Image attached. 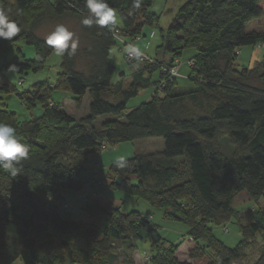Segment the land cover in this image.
<instances>
[{"label": "trees", "instance_id": "16d2710c", "mask_svg": "<svg viewBox=\"0 0 264 264\" xmlns=\"http://www.w3.org/2000/svg\"><path fill=\"white\" fill-rule=\"evenodd\" d=\"M153 1L139 0L136 7L137 0H107L119 14L122 26L117 28L82 25L85 0H0V7L21 28L11 41L0 39V57L18 42L35 52L34 58L26 59L18 49L11 59L0 62V94L16 96L29 111L38 105L42 108L39 116L20 120L6 105L0 107V123L13 126L29 146L28 158L16 164L17 177L0 164V264L18 260L22 264H133L141 227L148 230L154 252L149 264H189L178 261V246L149 225L151 216L103 208L88 196L84 214L93 221L87 224L63 197L66 191H81L93 178L98 181V161L86 170L93 178L81 175L86 161L120 143L154 138H162V150L109 166V189L141 198L162 208L165 217L187 225L193 244L188 256L194 263L244 264V248L258 232L264 237V207L256 212L258 203L264 202V61L253 69L234 68L243 47L264 44V31L245 30L248 23L264 18L260 6L264 0H188L165 33L161 31L166 59L144 54L142 67L124 88V73L112 81L115 68L110 50L117 43L132 45L145 26L157 25L160 15L150 11ZM50 20L72 21L84 43L74 53L65 50L60 56L53 83L46 79L21 91L3 70L14 68L22 76L44 70L55 51L36 30ZM186 49L195 50V55L181 62L179 75L164 74ZM183 65L188 75H182ZM154 72L157 79L152 81ZM178 78L193 81V88L177 90ZM149 87H153L150 97L123 115L130 99ZM54 91L71 95L77 110L89 97L88 114L78 118L65 112L52 100ZM102 116L111 118L95 127L94 121ZM222 142L232 149L230 157L224 154ZM240 193L254 203L246 212V222L232 211ZM103 215L107 226L101 230L96 221ZM232 217L242 236L236 248L219 243L208 227L223 225L227 232L225 225ZM261 242L255 264H264Z\"/></svg>", "mask_w": 264, "mask_h": 264}, {"label": "rangeland", "instance_id": "374dc122", "mask_svg": "<svg viewBox=\"0 0 264 264\" xmlns=\"http://www.w3.org/2000/svg\"><path fill=\"white\" fill-rule=\"evenodd\" d=\"M188 0H154L153 5L151 7L152 12L160 15V19L155 26H145L142 30V35L140 38L135 39L131 42L132 45H135L141 49V51L151 59H166V54L164 53L161 46V31L165 33L169 25L171 24L173 18L176 16L180 8L187 2ZM260 6L264 12V2L260 3ZM118 23L114 25V27L121 28V20L119 14L117 12ZM57 24L65 25L70 31L75 34V38L78 40V47L84 43L83 36L77 27L70 20H50L42 24L37 30L36 34L39 37L45 38ZM246 31H264V18L250 22L245 27ZM152 34V36H150ZM26 45L24 42H18L15 46H9L5 52L0 57V62L3 63L5 60L11 59L16 55L17 50H25ZM120 49L122 51H120ZM128 45H122L117 43L110 50V60L112 65L115 68L114 75L112 81L115 83L120 79L121 73H124L125 78L123 79L124 88H129L131 83L132 73L137 69L142 67V63L144 62L143 56L140 58L130 59V62H137L133 64H129L125 57V53L127 52ZM195 55V50L186 49L182 52L181 58L175 59V61L180 60L181 62H186L191 57ZM264 61V50L259 49L256 45L243 47L239 54L237 55L234 68L236 70H241L242 68L253 69L257 65L263 63ZM60 62V56H57L56 53H52V55L46 60L44 70L38 73L29 72L26 75H20L14 68L9 70H3V73L6 79L13 85H17L18 89L23 91L27 90L31 87L32 84L48 79V74L50 70L58 67ZM186 72L188 75L189 70L186 65L181 67V73ZM157 72L152 74V81L157 79ZM148 74L146 73V76ZM22 78L23 82L19 84V79ZM193 88V81L183 78L177 79V90L179 91H187L188 89ZM153 87H149L143 90H140L139 94L130 99L128 102L125 111L122 113L126 115L131 110L140 106L144 101L147 100L148 96L152 92ZM159 91V90H158ZM161 93V90H160ZM51 98L54 102L60 103L64 108L65 112L75 115L79 117L82 114L86 115L89 112V97L87 101L84 103L83 109L77 110L71 100V95L62 93L59 91H54L51 95ZM2 104L6 105V109L9 111H13L16 113L20 120L30 119L32 117L39 116L42 112L41 106H36L32 110H27L23 106L19 99L14 95L8 94H0V107ZM111 118V116H102L98 117L94 121V126L99 128L101 122L106 119ZM156 139V138H154ZM150 139L140 140L136 142H125L120 143L116 146H112L107 148L102 155L99 157H95L86 161L83 165L84 170L81 171V175L84 177L93 178L94 174L86 171L91 168L95 161H98L101 166V174L98 175V181L96 178H93L91 183L84 186L81 191L69 190L64 192V199L67 202H70L72 205L71 211L77 215V218H81L84 215V209L87 204L88 196L89 198L97 202L99 206L106 208L108 206H112L117 208L122 213H129L131 211L138 212L143 217H149L148 222L149 225L156 228L158 234L162 239L167 241L170 244L177 245L176 257L180 262H187L189 264H198L194 263L188 256V252L193 248L191 245V241L188 239V226L182 222L171 220L170 218L165 217L164 210L159 207H154L148 204L145 200L141 198H137L135 196H128L119 191H113L109 189V179H107V174L109 172V166L117 161H122L133 157L136 154H147L151 152L160 151L158 145L155 144L153 146L149 145ZM162 140V138H159ZM223 151L227 157H230L232 153V149L227 145L226 142H222ZM154 149V150H153ZM177 160H183L182 157L177 158ZM178 162V161H177ZM180 162V161H179ZM132 183H136V177L131 176ZM100 184H97V182ZM257 205L258 212L260 208L264 207V202L260 201ZM254 205L253 201L250 200L245 193L238 194L233 203H232V211L238 215H240V221L246 222V212L250 207ZM99 228L103 230L107 226L106 216H100L96 221ZM223 226V225H222ZM222 226H217L215 224H209L208 227L212 231V235L219 243L227 246L229 248H236L242 242V236L240 234L239 226L236 221V218L232 217L230 223L225 225L227 228V232L223 231ZM261 233H257L254 235V241H251L247 247L244 248V253L247 255L246 261L244 264H255L259 257V251L263 247L261 241H264V237H261ZM262 238V240H261ZM199 245L205 246L203 243L198 242ZM151 239L146 228H140L138 230V237L136 240V252L132 256L133 264H149L150 258L154 255V252L151 248ZM207 255L209 254V250L206 249ZM122 258V257H121ZM15 264H22L20 260L16 261Z\"/></svg>", "mask_w": 264, "mask_h": 264}, {"label": "clouds", "instance_id": "9594fccd", "mask_svg": "<svg viewBox=\"0 0 264 264\" xmlns=\"http://www.w3.org/2000/svg\"><path fill=\"white\" fill-rule=\"evenodd\" d=\"M139 7V0L135 5ZM87 15L81 20L86 27L93 25L101 27H112L118 23L117 10L107 3V0H85ZM21 32L17 22L10 18L7 9L0 7V39L11 41ZM46 46L55 51L57 56H62L65 50L75 52L78 47V40L75 34L65 25L57 24L54 29L44 38ZM127 53L130 57H142L144 53L135 45L128 46ZM15 67V66H10ZM174 74H175V70ZM29 146L22 142L17 135L16 129L6 123H0V164L11 176L17 177L20 169L16 167L21 160L27 159Z\"/></svg>", "mask_w": 264, "mask_h": 264}, {"label": "crops", "instance_id": "0c3cea01", "mask_svg": "<svg viewBox=\"0 0 264 264\" xmlns=\"http://www.w3.org/2000/svg\"><path fill=\"white\" fill-rule=\"evenodd\" d=\"M261 32H262V30H261ZM26 48H25V50H20L21 51V53L23 54V56L26 58V59H32V58H34V56H35V52H34V50H33V48L32 47H29V46H25ZM180 70H181V68H180ZM59 72V69H58V67H56L55 69H53V70H50L49 71V74H48V79H47V81H49L50 83L52 82H54V80H55V77H56V74ZM186 72H183L182 73V75H184ZM46 80V79H45ZM150 96H148V98H149ZM147 98V99H148ZM87 101V96H85V98H84V102H83V105H82V108L81 109H83V107H84V103ZM22 106V105H21ZM86 115V113L85 114H82V115H80L78 118H82V117H84ZM149 142V145H151V146H153V145H155V144H157L158 145V148H160L159 150H162V147H163V142L161 141V140H159V138H156V139H150V140H148ZM154 150V149H153ZM100 164V163H99ZM81 221L82 222H84V223H91L92 221H93V219L91 218V217H89L88 215H86V214H84L82 217H81ZM191 245L193 246V244L191 243Z\"/></svg>", "mask_w": 264, "mask_h": 264}, {"label": "built area", "instance_id": "2783aa9c", "mask_svg": "<svg viewBox=\"0 0 264 264\" xmlns=\"http://www.w3.org/2000/svg\"><path fill=\"white\" fill-rule=\"evenodd\" d=\"M256 47L259 48V49H263L264 50V44L263 43H258L256 45ZM125 56H126V59L127 60H129L128 58H130V59H134L135 58L136 59V57H130L127 52L125 53ZM180 65H181V61L180 60H177V61H175L174 65L172 66V68L169 71L163 70V73L164 74L168 73V75L170 77L171 76H178L179 75L178 74V70H179ZM187 65H190V67H192L193 64H192V62H188ZM173 70H175V74H174V71ZM97 184H100V183L97 182ZM64 207L67 208L69 206L67 204H65Z\"/></svg>", "mask_w": 264, "mask_h": 264}]
</instances>
